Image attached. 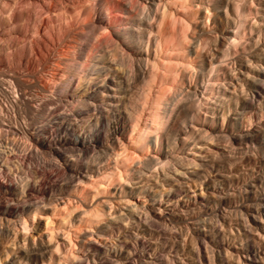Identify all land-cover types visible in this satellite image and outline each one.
Here are the masks:
<instances>
[{
  "label": "bare ground",
  "instance_id": "1",
  "mask_svg": "<svg viewBox=\"0 0 264 264\" xmlns=\"http://www.w3.org/2000/svg\"><path fill=\"white\" fill-rule=\"evenodd\" d=\"M124 1L0 0V264H228L224 248L215 251L221 236L218 203L208 219L204 214L197 215L202 224L189 247L186 235L176 224L182 216L179 210L184 209L169 205L178 204L189 192L195 205H208L209 201L204 203L202 194L197 195L193 189L198 188L200 174L191 172L198 178L186 177L183 171V181L152 195L159 197L162 205L164 199L169 202L165 209L154 210L161 219L147 210L144 216L121 186L117 188L121 189L118 197L109 189L123 182L130 184L128 177L135 172L145 175L140 182L147 185L149 179L157 183L170 177L169 168L179 175L177 165L182 162L177 153L164 159L154 156L144 169L135 170L132 165L141 163L149 153L152 135L157 152L163 138L171 147L182 131L183 145L194 139L197 129L180 123H198L197 112L211 99L205 98L206 92L215 86L217 90L225 87L218 73L224 76L221 67L227 60L231 61L229 68L235 66L238 46L242 39L248 41L246 31L253 33L252 27L246 28L252 10L240 4L247 0H225L226 9L229 4L233 7L236 22L228 30L229 36L218 41L209 23L212 13L205 5L216 0H131L130 8ZM248 3L253 6L254 0ZM202 5L204 16L200 17ZM117 10L128 15L126 27L117 26L113 17ZM200 18H204L201 22L209 31L200 26L202 32L197 34ZM109 26L119 34L120 41L109 44L101 39ZM258 32L263 34L261 29ZM256 58L259 64L249 89H242L243 108L258 103L264 107V49ZM212 78L221 83L211 82ZM187 84L193 87L197 102ZM228 84L234 91L224 90L232 98L238 86ZM217 94L222 105L228 97L221 91ZM235 99L238 104L239 99ZM260 110L259 117L264 118ZM252 118V114L247 116L248 124ZM128 120L129 141L125 143L117 134L125 132ZM115 141L119 144L114 145ZM98 147H106V152L95 172L100 181L94 197L99 199L91 204L93 193L78 184L95 169L89 155ZM261 164L264 167V161ZM209 165H201L207 167L202 170H209ZM54 171L59 173L58 178ZM248 185L245 193L249 188H262L252 208L263 216L264 228V176ZM144 191L142 185L130 196L139 199ZM112 197L120 203L116 212ZM218 198L222 199L221 195ZM146 201L140 200V204ZM126 207L129 213L124 214ZM235 213L244 222L246 232L241 241L247 246V258L251 256L250 264H264V249L250 239L247 214L240 209ZM42 216L46 217L44 232L36 230ZM205 227L215 239L207 241L202 235ZM185 228L191 229L188 225ZM103 237L105 240L97 239ZM210 249L214 258L209 256ZM182 253L190 254L188 261ZM238 260L243 264L240 257Z\"/></svg>",
  "mask_w": 264,
  "mask_h": 264
},
{
  "label": "rangeland",
  "instance_id": "2",
  "mask_svg": "<svg viewBox=\"0 0 264 264\" xmlns=\"http://www.w3.org/2000/svg\"><path fill=\"white\" fill-rule=\"evenodd\" d=\"M118 1L119 0H113V2L115 3H118ZM240 2H241L240 4H242V7L244 5L245 9L250 8V10H252L251 11L252 14L248 15L246 28L252 27L253 33H250L248 30L246 31L245 38L248 41L245 43V41L242 39L241 42L242 44L238 46V54L234 56L236 62L235 66H231L232 68H229L227 64H230L231 61L227 60V62L225 61L227 64L224 63V66L221 67L222 70L226 72L224 76L222 75V73L217 72L219 75L218 78L222 79L220 81H222V83H225V87L224 85H222L220 87L221 89L217 90L218 88L215 86L213 91L206 92L205 98L211 97V99L208 102L207 106L204 107L201 112L198 110L199 112H197V115L198 117H200L199 118L200 121H198V123L197 122L194 123L187 122L185 124L180 123L182 127L192 129V126H194L197 129V131L195 130L196 132L193 135L194 139L187 140L186 143L183 145L180 139H183L185 137V134H183L184 132L182 131L177 136V140H174L175 143L171 147L167 146L166 139L163 138V142L160 144V150L157 152L155 149L156 137L152 135L149 139L151 145L149 153L146 154L141 159V163L140 161H136L132 165V168L135 170L136 168L138 169L139 167L144 169L146 164L152 163V158L154 156H156L157 158L164 159L165 156L168 155L172 156L174 153H177L182 162L181 165L179 162H178L179 164L177 163L178 164L177 167L180 169L179 175H177L178 172L177 173L173 172L174 171L172 170L173 168H169L168 171H170L169 172L171 174L170 177L168 176L167 178L164 179L161 178V180L159 181L157 180V183L155 182L156 180L149 179L147 180L149 181L147 185L145 184V182L144 183L140 182L141 179H146L145 175L138 176L136 172L135 173L133 172L134 174L128 177L130 179V184H127V182H123L121 185L115 184L113 185L114 187H111L109 189L111 192L113 193L115 192L117 196L118 192L120 193L121 191V189L119 190L117 188H120L121 186V188L124 190V193L127 192L126 193L127 195L128 194L131 195L132 192H136V189L138 187L144 185L145 191L143 196L142 195L140 196L141 199L131 197L132 195L131 196L128 195V197H130V199L132 200V205L136 203L137 205H139L138 209H140L141 207V211L143 210L142 212L145 213L144 216H146L145 210H147V212H150V215H154L155 218L161 219L159 216H157L154 210L157 211L156 208L158 207L165 209L168 206L169 202L167 201V199H164L162 205L161 202L159 203V197L156 196L155 198L152 195H155V192H157V190L167 191V189H169V185L178 184L179 181H183L184 178H182V176H185L181 174V172L183 171L187 172L186 177L191 176L198 178L197 175L195 174L192 175L191 172L200 174L199 176L201 178L198 179V182L199 183L202 182L200 183L202 186L199 185V183L197 182L198 188H195L193 186V189H195L197 195L202 194V196L204 197V203L206 200H208L209 204L205 206L195 205L196 203H193L192 194L189 192L188 194L186 193L183 194V197L182 199H180V201H178V204L174 202L175 204L171 203L169 205L171 208H173L174 206L175 209L179 210V208L180 209L182 208L185 210V211L179 210V214H182V216L179 217L176 224L178 225L177 229L183 232V236L186 235L185 236L187 238L186 247H189V245H191L194 241L193 236L199 234L198 231L196 230H199V227L202 224L199 221H197L198 216L201 213L202 215L204 214V217L206 219H208V217L211 216L215 212V210H217V203H218V206L221 207V211L217 212L220 216L218 218L216 216L215 219L216 218L217 220L220 219V222L222 223V224L220 223L221 228L219 230L221 236L219 238L220 247H215V246L214 247H215V251L222 250L223 248L227 250V253H225V250L223 249L225 254L223 255V257L226 258L228 264H241L238 260L239 257L240 260L243 262V264L244 262L246 264H250V258H251V256L247 258L248 252L246 250L247 246L245 245V241H241V239L243 238V234H245L246 232V229H244V226L242 225V223L244 222L241 221L243 220L237 218L238 216H236V214L238 213H235L236 210L240 209L242 210L243 215L244 213L247 214V217L250 220L249 229L250 231H252V234L250 235V239L253 242V244L258 245L264 249V228L261 222L263 216L261 217L259 212L256 209L252 208V206L255 205V203L257 202L255 195L260 194L262 188H260V186L255 189L249 188L248 193H245L244 191L245 187L247 188L250 182L254 183V179H256V177L261 176V174L262 176H264L263 175L264 167L262 166L263 164H261L264 161L262 157L264 154L261 155L262 151L264 150L263 148L264 140L262 139V136L264 137V118L259 117L260 113H262L260 108L264 112V107L259 103L256 104L254 107H250V108H243L241 106V102H242L241 99L245 97L243 90L249 89L248 83L250 79H252L253 76L255 75L256 69L258 67L256 56L259 55L260 53L262 54V49H264V0H254L253 6L249 5L248 0L245 3H242V1ZM124 3L127 5V7L133 6V2L131 0H126L124 1ZM226 3L227 2H225V0H218V1L216 0L212 3L205 4L206 6L209 7L210 13H212L213 18L212 21L210 20L209 23L210 24L212 23L211 30L216 32L217 35L215 37V40L218 39V41L221 40L225 35L229 36L228 30H232L236 22V14L233 10V7H231L232 5L230 6L229 4L226 9ZM125 4L122 5L124 6ZM136 5L137 4H135L134 6ZM204 7L205 6L202 5L199 8L200 17L204 16ZM133 9L131 8V10ZM113 17L117 21L118 27H126L125 25L128 15H126L124 12L120 10H117L113 12ZM254 17L255 19L253 20ZM201 21H204V18H200L198 20V24L199 23L200 24L198 26L199 29L197 34H199V32H202V30L204 29H205L204 31H209V28L207 29L206 28L207 26H205L204 22ZM128 25L129 26L127 27L131 26V24ZM200 26L203 27L201 28L202 30L200 29ZM259 29L263 31V34L262 33L260 35L258 34ZM101 37H102L101 39H104V42H108V43L109 42L115 43L116 40L120 41L119 34L116 33L115 30H113V28H111L110 26L108 28V31H104V34H102ZM247 48L249 50L243 51L244 49ZM230 69H234V70H230ZM211 82L221 83L219 82V80L213 78ZM230 82L237 84L238 86L237 95L233 94L232 98H230L229 92H233L234 89L232 85L228 84ZM198 84H200V82ZM242 85L243 88H241ZM187 88L190 91L193 100L197 102L193 87L187 84ZM224 88H226L229 92L225 91ZM200 91L201 90L199 88V91L196 92V94L200 93ZM217 91H221L222 94L228 97V99L222 105H220L219 103L220 100L216 98L217 96H219L217 94ZM209 92H213V93H209ZM103 93L104 96L105 92ZM235 98L239 99L238 104H236ZM221 111L225 113L224 114L225 118L222 117ZM250 114H252L253 118L251 122H249L250 124H248L247 116H249ZM130 124L131 121L128 120V122H126L125 124V132L119 131V133L117 134V136L121 139V141L125 143H128L129 141L127 133L130 130ZM116 144L118 145L119 142L115 141L114 145ZM95 146H97L96 143ZM105 148L106 147H98L97 148L98 151L96 153H92L91 155H89V159L91 160L95 169L90 172L89 178L83 177L84 182L80 183V185L78 184V187L80 188L83 187V189L86 188V190L88 191L90 190L89 191L90 194L93 193V196H91L90 198L91 204L95 203L96 202L95 200L99 199L97 196H96L97 198L94 197V194L98 192L97 191L98 189L95 188L96 183L100 181L98 174L97 173L95 174V172H97L96 168L98 167L97 165L98 161L102 160V158L105 157V152H106ZM138 153L140 154V152ZM205 163H207V165H209L210 163V165L213 166L210 167L212 169L210 170L209 168V170L206 171L205 169L207 167L206 166L203 167ZM214 167H216L217 169ZM203 168L205 169L202 170ZM54 173H57L55 174L56 175L55 178H58L59 173L56 171H54ZM84 173L85 176H88L86 172ZM203 175L206 176L204 177ZM162 187L164 190L162 189ZM240 187L242 188V190ZM183 189L186 191L187 187L184 185ZM91 190L92 191L95 190V191L92 192ZM240 191H244V192H240ZM219 195H221L222 199L218 198ZM100 196L102 195H99V197ZM112 199H113V205L115 206L114 211L116 212V210L118 209L117 206H119L120 203L118 201H115L114 197H112ZM144 199L147 200L145 202V205L140 204V200H144ZM248 205L249 207H251V209L247 208ZM128 207L130 208V206ZM190 207L192 208L191 210ZM123 212L124 214L125 213L127 214L129 213V209L126 207L124 208ZM161 214L164 215V212L162 211ZM165 214L167 215V213ZM150 215H148V217H150ZM121 216H125V215H121ZM235 216L236 218H234ZM239 217L241 218V216ZM45 218L46 217L42 216L41 219H39L36 222L38 227L36 229L37 231H42V232L45 231L44 230L46 229ZM186 225H188L191 228L189 231L185 228ZM204 229H205L203 231L204 234L202 235L207 239V241H211V239H215L212 238L213 233L209 231L210 229L208 227H205ZM187 232L189 233L186 234ZM32 233L37 236L36 231H33ZM101 238H97V239L105 240L104 237L103 239ZM209 251H210L209 252L210 258H214L211 257L213 256L211 255L212 254L211 252L214 251L213 250L211 251V249ZM261 255L264 256V253ZM182 256H184L185 259L188 261L189 259L187 258L190 256V254L187 255L184 254ZM259 259L260 258H257L258 261ZM9 260H11V257L9 258Z\"/></svg>",
  "mask_w": 264,
  "mask_h": 264
}]
</instances>
